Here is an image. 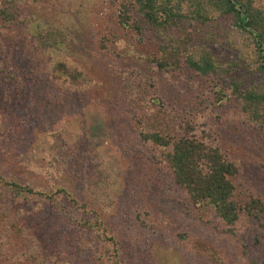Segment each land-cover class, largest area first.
I'll list each match as a JSON object with an SVG mask.
<instances>
[{
	"label": "rangeland",
	"instance_id": "rangeland-1",
	"mask_svg": "<svg viewBox=\"0 0 264 264\" xmlns=\"http://www.w3.org/2000/svg\"><path fill=\"white\" fill-rule=\"evenodd\" d=\"M123 2L0 0V80L9 55L18 61V72L46 82L38 98H17V92L0 86V174L45 188L49 165L60 158L62 183L99 207L117 240L114 244L66 213L53 212L49 203L8 201L0 206V263L55 264L53 254L57 264H110L103 254L113 247L129 264L264 261V223L244 216L228 225L213 205L195 204L161 160L169 148L140 136L149 128L171 139L195 135L220 147L239 166L238 197L247 193L264 202V117L250 120L240 95L264 88L254 36L229 42L232 37L219 32L209 43L214 71L201 74L184 64L170 79L154 81L146 58L160 54L162 39L149 35L150 29L141 35L126 29ZM256 3L264 6V0ZM232 22L227 17L222 29ZM204 28L197 23L194 40H206ZM55 55L78 66L92 86L82 93L59 87L53 92L49 62ZM6 231L14 242L5 239ZM33 239L36 249L30 248ZM31 253V261L41 262L28 263Z\"/></svg>",
	"mask_w": 264,
	"mask_h": 264
},
{
	"label": "trees",
	"instance_id": "trees-1",
	"mask_svg": "<svg viewBox=\"0 0 264 264\" xmlns=\"http://www.w3.org/2000/svg\"><path fill=\"white\" fill-rule=\"evenodd\" d=\"M123 7L120 17L126 29H131L137 35L150 29L149 35L156 34L162 39L163 49L160 50V54L146 58L152 74L155 75L154 81L170 79L171 74L181 71L184 64L201 74L214 71L216 66L209 43L215 41L219 32H222L226 39L232 37L231 40H226L229 42L234 41L239 35L254 36L261 60L259 66L264 72V6L256 3V0H125ZM134 15L137 17L135 18ZM227 17L232 18L233 22L222 29V24ZM197 23L205 26L204 43L199 39L194 40L193 28ZM3 32L1 29L2 34ZM5 57L10 66L6 65L2 69L0 86L6 87L9 92H17V98L21 94L22 98L30 95L38 98L37 94L43 90L46 82L34 79L29 71L18 72L15 68V58L9 55ZM51 58L49 74L55 82L53 92L59 87L64 92L81 91L82 93L92 86L87 74H84L78 66L69 61L60 60L56 55ZM151 85L154 87V84L151 83ZM15 86V89H10ZM235 88L239 90L237 86ZM240 95L244 101L243 110L249 115L250 120L262 119L264 88L242 90ZM52 97L49 94V102ZM161 97V95L157 97L159 103L166 104ZM1 134L2 130L0 141L4 140ZM140 136L145 142L154 143L164 150L169 148L163 156L161 155V160L171 170L176 184L195 204L206 202L213 205L217 216L228 225H235L244 216L253 218L260 224L264 223L263 200L247 193L238 197L239 166L225 155L220 147L209 144L195 135L185 134L171 139L163 132L149 128L142 129ZM98 158L99 156H96V159ZM56 161V165H49V173L46 174L48 183L45 188H38L34 185L35 183L21 177L0 174V206H4V202L8 201L17 205L20 199L23 202L31 199L40 200L44 205L49 203L53 212L66 213L78 220L86 229L93 228L98 236L101 235L103 239L117 243L115 235L108 233L106 219L99 207L74 195L76 192L72 184L62 183L59 176H62L60 171L65 166V161H61L60 158ZM51 166L53 167L50 168ZM32 170L35 172V169ZM88 188L93 195H96L94 194L96 189L92 184H89ZM23 208V205L18 208L20 218H24ZM2 219L4 216L0 210V221L3 222ZM6 229L9 230V228ZM6 232L8 235L5 239H8V242H14L15 236L11 234L12 232ZM37 241L38 239L31 240L29 243L31 249L38 248ZM0 243H4V239H0ZM120 250L113 247L109 251L106 248L103 257L108 259L110 264H129L125 260L124 252ZM111 253L114 254L111 255ZM33 254L31 253L27 262L40 263L41 261H31ZM49 256L53 257L57 264L59 260H56L55 255L49 254ZM21 261L24 260L21 259ZM42 264L48 263L42 261ZM257 264H264V261Z\"/></svg>",
	"mask_w": 264,
	"mask_h": 264
}]
</instances>
